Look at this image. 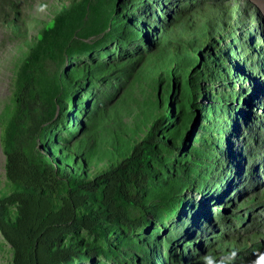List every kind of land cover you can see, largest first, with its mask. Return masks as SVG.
Here are the masks:
<instances>
[{"label": "trees", "instance_id": "1", "mask_svg": "<svg viewBox=\"0 0 264 264\" xmlns=\"http://www.w3.org/2000/svg\"><path fill=\"white\" fill-rule=\"evenodd\" d=\"M200 1L0 0L9 264H264V191L249 198L227 137L245 102L262 106L242 87L264 62L257 17Z\"/></svg>", "mask_w": 264, "mask_h": 264}, {"label": "rangeland", "instance_id": "2", "mask_svg": "<svg viewBox=\"0 0 264 264\" xmlns=\"http://www.w3.org/2000/svg\"><path fill=\"white\" fill-rule=\"evenodd\" d=\"M52 3V1H50ZM197 8L205 9L206 6H224V7H232L238 11L239 7H248L255 15L257 19V24H254V29L256 31V40L258 44L264 46V0H202L200 3H197ZM243 5V6H242ZM238 8V9H237ZM36 19L41 20H48V14L46 8L40 7L39 2H35L32 8L28 11ZM203 12V11H202ZM241 16V15H240ZM239 17V14H238ZM237 16L233 17L236 20ZM245 22L246 20L244 17L242 18ZM234 20V22H235ZM259 21V23H258ZM233 22V23H234ZM244 22V23H245ZM250 25V24H249ZM242 36V35H241ZM8 39L7 34L3 28H0V111L3 106L8 103L9 98L11 96L12 90V56H13V45ZM256 49V47H255ZM257 51H259L257 49ZM263 54L264 50L262 49ZM254 58H258L254 55ZM259 59V58H258ZM257 64H260L257 63ZM264 62H261L259 67L255 68V71L249 70L251 73L253 81H248L247 79L242 80V87L245 89V101L249 98L254 96L256 100L260 101L262 106H257L253 104L244 103L245 107L244 110L251 115H247L240 118L239 123L234 124L231 129V132L227 134L228 139L230 140L231 144L233 145L232 150L238 156L235 160L239 166L241 167L243 174L249 175L252 179V184L249 185V189L251 190L250 194L248 195L249 198H254L260 193L261 190L264 191V145L261 148V158H255V161L251 163V158L247 155V152H244L242 137L246 138L249 135H252L256 140L263 141L264 143ZM262 109V111H261ZM261 117V119L259 118ZM248 122L253 125V128L250 129L248 126ZM239 131L241 136L239 137ZM227 143V141L225 142ZM244 146V145H243ZM226 161L230 162L233 161L234 158L231 153L225 155ZM6 163L7 157L1 142L0 138V187L5 182V175H6ZM236 170L233 171V180H237L238 175L236 174ZM194 199L196 200L197 206L204 205L208 206L212 203L204 198L200 197L197 194H192ZM258 197V196H257ZM248 198V197H247ZM247 198H242V201L246 200ZM229 204V202H226ZM240 202H237L236 205H239ZM219 208V207H218ZM220 209V208H219ZM237 208H232L231 213L236 212ZM252 218L257 217L258 220L264 222V209H259L257 213L252 214ZM258 232L263 233V241H264V229L258 230ZM2 236L0 234V264H9L10 261V254L7 252L9 247H4L2 250Z\"/></svg>", "mask_w": 264, "mask_h": 264}, {"label": "bare ground", "instance_id": "3", "mask_svg": "<svg viewBox=\"0 0 264 264\" xmlns=\"http://www.w3.org/2000/svg\"><path fill=\"white\" fill-rule=\"evenodd\" d=\"M243 6V5H242ZM250 11V10H249Z\"/></svg>", "mask_w": 264, "mask_h": 264}]
</instances>
